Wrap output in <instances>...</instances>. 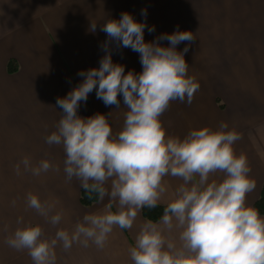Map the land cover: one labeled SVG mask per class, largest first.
<instances>
[{
	"label": "crops",
	"instance_id": "0c3cea01",
	"mask_svg": "<svg viewBox=\"0 0 264 264\" xmlns=\"http://www.w3.org/2000/svg\"><path fill=\"white\" fill-rule=\"evenodd\" d=\"M146 10L147 16L141 15ZM127 12L137 22L155 28L144 32L145 42L177 30L190 31L195 40L187 46L185 60L188 75L199 83L192 103L173 101L161 116L166 134L185 137L192 129L235 130L241 137L234 145L251 168L256 189L247 197L255 208L264 186V0H0V264H33L27 251H16L5 242L22 219L24 224H39L45 237L58 229L71 231L86 214L98 213L109 203L85 206L83 188L73 177L66 182L63 147L48 145L45 137L56 131L62 109L57 98H64L82 82L81 70L98 68L105 55L101 45L107 34L101 26L107 20H119ZM91 22L97 23L90 31ZM170 46L167 40L159 41ZM114 63L128 71L142 72L140 55L131 48L110 45ZM13 63L15 71L9 70ZM120 108L105 106L93 90L87 102H81L78 115L87 118L107 115L113 134L123 128V96ZM25 156L33 166L48 160L59 171L49 170L34 176L21 164L20 175L14 166ZM223 174L210 177L220 181ZM110 181L105 185L110 190ZM179 178L167 176V188L157 206L165 207ZM31 192L40 200L56 202V211L64 213L53 226L26 205ZM13 201L15 204L13 205ZM115 210V206L114 209ZM148 219L139 212L132 229L115 227L103 249L89 242L88 247L73 244L69 251L57 247L56 264H132L128 249L134 246L139 225ZM158 222V221H157ZM168 237L178 243L179 230Z\"/></svg>",
	"mask_w": 264,
	"mask_h": 264
},
{
	"label": "clouds",
	"instance_id": "9594fccd",
	"mask_svg": "<svg viewBox=\"0 0 264 264\" xmlns=\"http://www.w3.org/2000/svg\"><path fill=\"white\" fill-rule=\"evenodd\" d=\"M141 15L146 17V10ZM146 27L127 12L103 23L100 30L108 39L101 45L105 55L99 67L79 71L82 82L66 97L57 98L62 116L56 131L45 137L48 145L63 147L66 182L75 177L84 190L97 193L101 201L107 196L109 203L98 213L84 215L71 231L58 229L52 238L45 237L39 224L19 219L21 226L5 242L16 251L26 250L33 264H56L58 246L69 251L73 244L88 247L91 242L103 249L115 227L130 230L142 209L157 207L167 191L164 178L171 176L182 183L158 222L139 225L134 246L128 249L132 264H264V216L246 202L256 181L247 159L234 151L239 134L221 123L216 130L192 129L180 138L167 135L160 119L171 102L190 105L199 90L196 78L188 75L189 48L177 51L178 44L195 38L177 28L145 42ZM96 28L91 22L90 31ZM162 40L170 46H162ZM113 42L139 53L142 72L125 74L124 65L113 62ZM93 90L105 106L116 109L118 96H123L127 111L119 133L114 135L110 127L111 112L87 118L77 114ZM21 164L34 176L59 171L48 160L33 166L25 156L14 166L17 175ZM217 173L223 174L222 180L210 182ZM109 181L110 190L105 187ZM26 205L53 226L64 215L53 214L56 202H42L31 192ZM173 229L179 230L178 243L167 235Z\"/></svg>",
	"mask_w": 264,
	"mask_h": 264
},
{
	"label": "trees",
	"instance_id": "16d2710c",
	"mask_svg": "<svg viewBox=\"0 0 264 264\" xmlns=\"http://www.w3.org/2000/svg\"><path fill=\"white\" fill-rule=\"evenodd\" d=\"M13 66H14L13 63L11 62L9 64V70L10 71H15ZM99 200L100 199H99L97 193L89 192V191H86L84 189L82 190L81 201L85 206H90V205L98 202ZM164 208L165 207H161V206H157V207L151 208V209L144 208L143 209V215L148 220H151L153 222H157L162 217ZM255 208L258 210V212L260 213L261 216H264V186L262 189L260 199L255 204Z\"/></svg>",
	"mask_w": 264,
	"mask_h": 264
},
{
	"label": "rangeland",
	"instance_id": "374dc122",
	"mask_svg": "<svg viewBox=\"0 0 264 264\" xmlns=\"http://www.w3.org/2000/svg\"><path fill=\"white\" fill-rule=\"evenodd\" d=\"M156 2L158 3V2H159V0H156Z\"/></svg>",
	"mask_w": 264,
	"mask_h": 264
}]
</instances>
